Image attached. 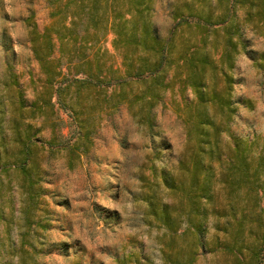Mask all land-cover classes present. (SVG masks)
<instances>
[{
	"label": "rangeland",
	"instance_id": "obj_1",
	"mask_svg": "<svg viewBox=\"0 0 264 264\" xmlns=\"http://www.w3.org/2000/svg\"><path fill=\"white\" fill-rule=\"evenodd\" d=\"M52 7L49 0H0V264H162L161 242L171 233L149 213L148 203L166 199L171 211L182 209L181 191L166 195L162 174L181 173L178 161L191 144L187 118L195 91L173 77L172 65L168 84L156 85L152 97L146 76L122 78L123 55L113 46L111 32L76 42L70 62L59 46L68 50L72 43L61 45L53 35V51L41 64L30 31L34 28L38 42L45 43ZM209 9L215 18L221 6L216 0L210 5L152 0L149 19L160 37L169 35L176 20H190L193 26L182 23L176 42L193 40L198 32L193 13ZM242 16L238 8V19ZM250 24L247 50L227 69L232 113L209 105L222 126L225 151L234 138L253 152L264 140V33ZM77 52L91 57L84 67L104 80L75 79L85 76L73 66ZM50 73L54 83L47 80ZM204 78L208 92L224 85L218 69L207 68ZM27 135L35 137L29 144ZM24 155L28 163L22 162ZM260 194L262 206L264 183ZM222 197L221 192L216 196L219 205ZM226 220L222 209L210 216L204 234L210 245L223 237ZM233 225L232 219L228 226ZM252 230L244 231L246 241L254 238L256 224ZM176 237L172 250L183 247L181 253L187 254L191 235ZM197 253L193 264H234L233 252L220 245Z\"/></svg>",
	"mask_w": 264,
	"mask_h": 264
},
{
	"label": "trees",
	"instance_id": "obj_2",
	"mask_svg": "<svg viewBox=\"0 0 264 264\" xmlns=\"http://www.w3.org/2000/svg\"><path fill=\"white\" fill-rule=\"evenodd\" d=\"M49 1L53 6L50 10L53 22L45 43L41 45L38 42V32L34 28L30 31L32 50L41 64H46V57L53 51V35L61 45L67 41L72 43L68 50L59 46L60 54L67 53L70 62L74 58L76 42L85 43L97 38L99 33L111 32L113 46L123 55L122 78L146 76L151 82L147 90L152 97L157 94L156 91L153 93L156 85L168 84L165 77L172 65L176 66L173 77L178 76L195 91L193 112L187 118V136L191 144L189 152L178 161L181 173L178 175L169 169L162 174L166 195L174 190L181 191L182 209L171 211L166 199H149L148 203L149 213L171 233L169 241L161 242L162 264H193L198 250L215 249L219 245L225 251L233 252L234 264H264V220L261 217L264 205L261 206L260 202L264 183V140L253 152L241 140L234 138L233 145L225 151L220 144L222 126L209 111V105H216L220 113L230 115L233 111L231 78L227 69L233 66L239 52L247 50V22H251V29L264 33V0H216L221 11L215 18L213 9L194 12L198 19L194 20L197 34L193 40L179 39L178 42L176 34L181 30V24L193 26L190 20H176L169 35L160 37L149 19L152 0ZM185 1L187 5H193L195 1L210 5L214 0ZM238 8L243 12L242 20L238 19ZM77 56L78 61L73 66L76 72L85 76L75 79L82 82L91 81L92 77L97 81L104 80L98 76L99 72L94 74L90 68L84 67V64L90 63V56L82 52H77ZM180 67L186 68L183 74ZM207 68L221 72L224 79L222 89L212 87L208 92L204 78ZM59 71L54 74L58 75ZM49 76L48 82L54 83L53 74ZM26 139L29 144L35 137L27 135ZM28 159L29 155H24L22 162L28 163ZM219 192L223 194L220 205L216 198ZM221 209L227 216L222 229L223 237L216 236L213 245H210L204 234L210 216L219 214ZM245 217H248L247 222ZM232 219L236 225L229 228ZM183 222L185 226L180 230ZM255 224L257 231L254 238L246 241L244 231L247 229L252 234ZM181 234L191 235L186 245L187 254L181 253L183 247L175 252L172 250L177 242L176 236Z\"/></svg>",
	"mask_w": 264,
	"mask_h": 264
}]
</instances>
